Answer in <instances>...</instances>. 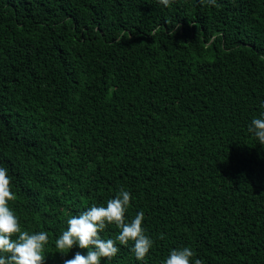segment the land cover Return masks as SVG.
Wrapping results in <instances>:
<instances>
[{
	"label": "trees",
	"instance_id": "16d2710c",
	"mask_svg": "<svg viewBox=\"0 0 264 264\" xmlns=\"http://www.w3.org/2000/svg\"><path fill=\"white\" fill-rule=\"evenodd\" d=\"M264 0H0V167L45 264L67 220L131 193L163 264H264ZM119 229L101 233L115 239Z\"/></svg>",
	"mask_w": 264,
	"mask_h": 264
},
{
	"label": "clouds",
	"instance_id": "9594fccd",
	"mask_svg": "<svg viewBox=\"0 0 264 264\" xmlns=\"http://www.w3.org/2000/svg\"><path fill=\"white\" fill-rule=\"evenodd\" d=\"M159 2L168 6L170 0ZM205 2L212 6L216 4V0H201V3ZM260 107L264 109V103ZM248 132L264 145V110L259 117L251 120ZM15 198L8 170L0 167V264H45L48 233L22 229L18 215L9 207V201ZM131 198V193L121 187L114 198L107 200L106 206L93 204L79 215L71 216L67 220V230L56 238L55 247L62 256L73 247L86 250V254L77 251L72 258L64 259L63 264H101L102 258L111 259L119 252L117 241L124 246L131 241L135 258L144 261L154 241L145 234L142 226L143 211L130 220L126 218ZM109 225L119 229L115 239L101 236ZM194 256L190 247L175 248L169 252L163 264H203L198 258L193 261Z\"/></svg>",
	"mask_w": 264,
	"mask_h": 264
}]
</instances>
